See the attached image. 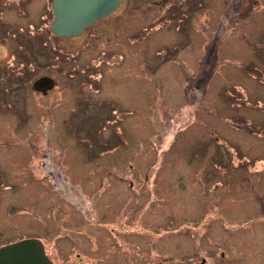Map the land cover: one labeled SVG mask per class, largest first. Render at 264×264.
Returning <instances> with one entry per match:
<instances>
[{
  "label": "rangeland",
  "instance_id": "obj_1",
  "mask_svg": "<svg viewBox=\"0 0 264 264\" xmlns=\"http://www.w3.org/2000/svg\"><path fill=\"white\" fill-rule=\"evenodd\" d=\"M176 1L125 0L127 18L125 11L121 17L125 22L120 20L116 28L121 37L114 42L101 37L85 43L84 37L60 39L41 31L38 18L44 13V0H30L27 15L4 10V23L23 28V42L40 43L45 36L47 44L36 47L31 42L33 50L21 54L25 64L34 61L36 75L13 77V46L9 39L0 42L4 69L0 80L5 74L14 79L9 85L13 90L0 101L1 247L33 238L40 239L46 250L54 240L63 248L65 236L82 248L80 243L96 237L101 248L93 247L103 252L102 263L107 264L110 240L96 227L85 231L83 226L96 219L89 212L88 199L85 202L86 197L71 190L75 184L92 196L94 183L126 189L132 182L136 190L141 185L152 190L153 185L166 184L164 213L177 217L183 232L194 235L203 221L211 220L210 237L229 232L227 237L238 240L240 247L264 255V0H244L239 11L233 8L235 0H193L198 10L185 17L187 22L162 28L151 24L164 4ZM138 31H142L139 41L129 45L130 51H120L126 35ZM214 39L210 69L203 60ZM117 51L125 52L122 63L100 70L105 77L132 78L129 86H123L127 94L116 86L104 93L123 103L115 101L117 107L112 109L89 105L100 98L89 85L83 86L85 96L77 79L71 84L73 96L67 92V67L86 65ZM43 74L59 83L44 96L33 89L36 76ZM197 75L207 77L199 82V89L192 79ZM1 89L3 85L0 100ZM112 131L116 134L109 139ZM44 155L53 157L49 166L53 176L43 165ZM64 173L72 182L64 179ZM71 203L88 211L84 213L88 220ZM146 206L141 204L138 210ZM178 224L167 230H180ZM174 234L168 237L172 243L178 238ZM182 239L184 251L188 244L183 235ZM179 248L168 250L179 252ZM74 255L71 263L58 262L96 261Z\"/></svg>",
  "mask_w": 264,
  "mask_h": 264
},
{
  "label": "flooded vegetation",
  "instance_id": "obj_2",
  "mask_svg": "<svg viewBox=\"0 0 264 264\" xmlns=\"http://www.w3.org/2000/svg\"><path fill=\"white\" fill-rule=\"evenodd\" d=\"M239 1L240 4L235 6L236 10L238 11L245 2L244 0ZM29 2L30 0H0V42H4L5 40L9 39L10 44H12L11 46H13L12 55L10 56V59H13L15 61V65L14 67H12L13 69H15L14 74H12L13 77H16L17 75L20 77H30L36 75V70L34 69L33 65L34 61L25 64V62H22V60H20L21 54L23 50H27L29 52L33 50V45L32 49L29 48L31 42L32 44H36V47L38 45L43 46V44H47V38L45 36L40 43L36 42L35 40H27L29 44L26 43V41L23 42V39L21 38L23 28L9 26L2 20L3 12L7 9H15L18 14L27 15V7ZM124 2L125 0H121L119 6L114 11H112L108 15L98 18L92 24L87 25L78 36L61 37L56 35L52 30V22L55 18L54 0H44V4L42 5L44 13L38 18V21L40 22L38 29H40L41 31H48V35L50 34L60 39H76L84 37L85 43H91L93 40L103 37L104 39H108L107 41L113 40L114 42L117 38L121 37V34L116 30V28L118 24L120 25V20L125 22V19L121 18L122 15L126 13L125 18H127V11L122 7ZM192 2L193 0H178L173 3L169 2L164 4L160 10V13H158V15L153 19L151 24L156 25L159 23L161 24L159 28H162L165 26H169L174 22H177L180 25L184 22H187L185 20V17L190 12L198 10V8H196L197 5ZM220 29L221 26L219 27V30ZM141 30L144 29L142 28ZM140 32L142 31L133 33L130 36L126 35V41L123 40L118 46L120 51H123L124 49H126V52L130 51L131 46L129 45L135 44L137 43V41H139L137 40V37ZM38 34H33V36ZM29 35L32 36V34ZM8 36H10V38H8ZM215 39L208 45L207 55L204 58H213L211 49L214 47L213 42L215 41ZM124 53L122 54L121 52L117 51L111 53L110 56H107V53H104L95 58L91 63L86 65L78 64L74 65L73 67H67L66 65V67L68 68L66 70V75L70 78H66L65 82L67 92H69L70 95L72 94L73 96V86L71 87V84L74 83L73 79H77L81 84V90L85 96L87 95L86 90L83 89V86L89 85L91 87H88V89L90 91H93V93L98 94L97 97L100 98V100L90 101L89 105H94V103L95 105L104 104L112 109V107H117L115 101H117L118 105H120L119 102L123 103V100L119 99L117 96L104 95V93L105 91L109 90L107 88L112 86H116L122 92L127 91L124 90L123 86H129L132 83V78H128L127 74H122V76L109 75L110 78L105 77L103 71L100 70V68L103 65L119 66L124 59ZM209 53L210 55H208ZM54 57L60 58V56ZM54 57L53 61L55 60ZM71 58L72 57H68V61H70ZM52 66H54V64ZM3 70L0 68V77H2L1 72ZM4 76V80L2 79V82L0 80V85L4 86V89H1L2 92L0 101L2 102L3 100H5L2 95H7L9 91L13 90L12 87H9V85L14 81V79L10 77L11 75L5 74ZM43 77H51L55 82L54 87L59 84L58 81L55 80L56 78H54L50 74H43L39 75L38 77L36 76L34 82ZM123 78H126L128 82L124 83ZM50 91L51 90H49L48 93H50ZM38 93L44 96L42 91H38ZM123 93L127 94L128 92ZM123 99L127 100V98L125 97H123ZM114 133L115 132L113 131L110 133L109 139L112 138ZM42 159L45 161L43 165L46 164L49 175L53 176L54 170L49 167L51 164H53V157L44 155ZM66 176V173H64V179L71 181L70 178ZM94 185H96V188L94 189V194L92 196H88L87 194L83 193V189L75 184L71 191L75 196L86 197V200H84L85 202H87L88 199V205L91 206V210H89V212H93L92 217L94 220L96 219V222H94L93 224H86L83 226L85 227V231L87 229H91V227H96L98 228V231L100 229L101 234L105 235L107 241L110 240L109 249L111 254L109 256L106 255V260L109 259V262L107 264H264V255H261L262 253L256 252L255 254L248 248L240 247L238 240H230L227 237L226 233L229 234V232L221 233L220 237H218L217 239L210 237L207 230L210 226L209 224H211V222L213 223L214 221H203L200 227L201 230H198L194 234L196 237L194 235H189L188 231L183 232V223L178 224L177 217H173L172 215L168 216L164 213L165 211L163 204L166 202L167 195L166 184H160L157 187L153 185L152 188L154 189L152 190H145L144 185H141L140 189L136 190L134 189V183L132 182H129L127 184L126 189H121L119 185L112 183L110 185H98L97 183H94ZM144 192L148 194L144 195ZM105 197L108 200L105 201ZM155 198H158V200H155ZM141 204H147V206L144 207L146 208V210H138ZM77 206L78 205L76 203H71L72 208H75L83 216H85L82 217V219H87V216L84 213L87 214L88 211L81 210ZM192 219L195 220L197 218ZM173 224L180 225L181 229H178V231L177 229L168 231L167 227H171L170 225ZM108 225H111L110 229H108ZM172 234L178 236V238H175L173 240V243L170 241L171 237L168 238L169 236H172ZM182 235L185 238V242H187L188 244L184 247V251H182L181 246V241H183ZM61 238V241L65 243V245L63 244V248L61 246V243L54 240L53 246L48 250H46L45 244L39 239L43 243L46 253L53 264H60L62 262L71 263L70 261L72 260L71 258L74 255V251L80 252L74 255L76 259L79 258L80 260L82 255L84 257H93L92 253L98 251L97 256H94L96 260L95 262L88 263L83 259L82 261H84V264L105 263H102L103 252L93 247V244H96L97 248H101V243L100 245H98V238H91L89 240L90 243H80L82 248H77L73 243L74 239H72L71 237L63 236ZM93 239L96 241H93ZM178 245L180 246V248ZM172 246L178 247L179 252L177 250L174 252H172V250H168V247L172 249ZM86 251L92 252L88 256L85 255ZM60 260L62 261L59 263L58 261Z\"/></svg>",
  "mask_w": 264,
  "mask_h": 264
},
{
  "label": "water",
  "instance_id": "obj_3",
  "mask_svg": "<svg viewBox=\"0 0 264 264\" xmlns=\"http://www.w3.org/2000/svg\"><path fill=\"white\" fill-rule=\"evenodd\" d=\"M121 0H54L53 32L61 37L78 36L87 25L114 11ZM51 77L36 80L33 87L44 95L52 90ZM0 264H53L43 243L38 239H24L0 247Z\"/></svg>",
  "mask_w": 264,
  "mask_h": 264
},
{
  "label": "trees",
  "instance_id": "obj_4",
  "mask_svg": "<svg viewBox=\"0 0 264 264\" xmlns=\"http://www.w3.org/2000/svg\"><path fill=\"white\" fill-rule=\"evenodd\" d=\"M238 4H240V1L239 0H235L234 1V3L232 4L233 5V8H235L236 9V7L235 6H237ZM221 29H223V28H221ZM214 48L215 47H213L211 50H212V59L209 57V59L208 58H204V60H203V63L204 64H207V65H210L209 67H210V69H211V66H212V63H213V60H214ZM208 55H210V53L208 54ZM209 69V70H210ZM208 70V71H209ZM208 71L206 72V74L208 73ZM193 79V82H194V88L195 89H199V84L201 83V82H203V81H205V79L207 80V77H202V78H199L198 77V75L197 76H195L194 78H192ZM200 82V83H199Z\"/></svg>",
  "mask_w": 264,
  "mask_h": 264
}]
</instances>
